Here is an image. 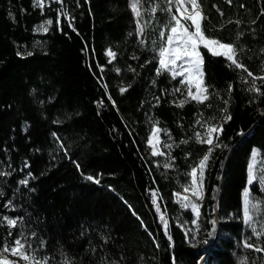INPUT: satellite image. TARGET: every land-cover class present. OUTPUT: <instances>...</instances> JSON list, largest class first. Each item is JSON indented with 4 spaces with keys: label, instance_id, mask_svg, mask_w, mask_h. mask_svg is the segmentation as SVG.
Segmentation results:
<instances>
[{
    "label": "trees",
    "instance_id": "trees-1",
    "mask_svg": "<svg viewBox=\"0 0 264 264\" xmlns=\"http://www.w3.org/2000/svg\"><path fill=\"white\" fill-rule=\"evenodd\" d=\"M117 1L43 0L40 8L36 0H0V217L23 221L8 228L0 220V243L23 232L29 251L48 264H172L173 256L176 264H200L206 254L203 264L245 257L264 264V252L243 247L246 239L264 247V236L253 235L242 212L245 187L253 203L264 201L263 185H247L253 149L260 153L256 165L264 164V81L253 80L264 77V0H198L206 35L233 44L253 76L201 46L209 99L183 107L177 106L186 96L183 78L157 74L160 33L168 34L171 18L163 10L167 0H142L145 10L159 5L139 18L143 35ZM47 20L48 31H38ZM253 84L260 93L249 91ZM209 125H223L213 134L221 147L204 171L199 237L186 238L194 213L180 207L176 194L208 154L211 146L195 134L204 137ZM154 126L163 130L164 155H152ZM253 218L264 231L256 209ZM213 227L209 244L199 242Z\"/></svg>",
    "mask_w": 264,
    "mask_h": 264
},
{
    "label": "snow or ice",
    "instance_id": "snow-or-ice-1",
    "mask_svg": "<svg viewBox=\"0 0 264 264\" xmlns=\"http://www.w3.org/2000/svg\"><path fill=\"white\" fill-rule=\"evenodd\" d=\"M58 2L63 3V0H58ZM231 3V0H228ZM168 7L163 9L164 11L171 13V18L169 26L167 29L168 34L165 36V32L160 33V38L164 41V44L159 49V68L157 69V74L159 75L162 70L170 73L172 79L182 77L179 83L186 88V96L184 99L180 100L177 104L178 107H183L185 103L195 101L197 103L203 104L209 99L208 88L204 83V57L200 51L201 46L206 49L211 56L215 57H225L230 61L229 66H234L236 69H243L247 72L249 77L253 76V73L248 71L247 68L239 62L237 59V51L233 44L223 43L218 39L210 38L206 35L203 28V20L205 19L202 8L198 0H167ZM36 6L43 8V0H36ZM131 10L137 17L136 23L139 25V32L143 35L144 27L140 24V19L144 11H148L150 14L154 15L158 9L159 5L153 6L151 9H143L141 0H131L130 4ZM173 7H175V13L172 12ZM223 15V13H221ZM183 21V22H182ZM53 23L52 20H47L45 24H42L38 27V31L42 30L45 33L48 31L47 26H51ZM47 25V26H45ZM194 29V30H190ZM20 55V53H18ZM27 55H32L31 52H28ZM107 55L112 59H115L116 53L111 49L107 51ZM111 62V60L109 61ZM179 62V63H178ZM103 71V69H101ZM119 72V69H117ZM262 80L264 77H253V80ZM107 87V85H105ZM231 88V86H229ZM195 89V91H193ZM121 92L127 91L126 88H121ZM181 88L177 87L174 89V92H180ZM249 91H255L260 93V88L256 87L253 84V87ZM111 99V97H109ZM158 99V98H157ZM174 103H176L174 101ZM227 103V101H225ZM224 111H227L225 109ZM232 117L227 115L224 117L225 121L231 120ZM158 125V122H156ZM197 123H200L197 121ZM162 130L157 126L154 128L151 138L148 143L152 145V155H164V153L159 148V134ZM223 125H209L206 128L204 137L201 136L200 132L195 134L196 140L199 143H205L210 145L208 154L203 157L199 162L197 167H193L189 176L191 177V183L189 186L183 189L184 193H191V197H196L197 200H203L204 191H203V179L204 171L207 167V161L209 160L212 151L216 147H221L220 144L214 143L213 134L222 133ZM242 135L243 133H238ZM206 137V138H205ZM216 140L219 139V135H216ZM155 140V144H153ZM187 140L181 141V143H187ZM166 147L171 148L172 145H166ZM226 147V146H225ZM259 150L253 149L251 153V163L248 166V180L247 185H253V182L256 181L258 184L264 185V168L260 169V175H257L254 172V166L256 163L257 156L259 155ZM261 163H264L262 161ZM171 164H165L164 167H171ZM199 173V175H198ZM88 180H94L93 177H86ZM96 183H99V180H95ZM21 184H27V180L20 181ZM177 202L180 204V207L183 209H191V212L194 213V218L192 223L195 225L194 229H186L185 237L193 236L194 238L199 237L200 234V218L201 205L196 203L188 195L181 196L180 193H177ZM152 202L156 207L158 213L161 212L160 205L157 203L156 197L157 193L153 191L151 193ZM255 199L251 192L250 187H245L242 193V212H243V222L246 225L251 227L253 235L259 239L264 236V231H257L253 226V209H256L264 217V209L260 208V204L264 201H259L253 203ZM159 219L162 223V227L165 235L169 241H172V236L169 234V222L166 219L163 213L160 214ZM0 220L6 221L8 228H16L19 222L22 224V218H10L8 216L0 217ZM262 228H264V220L260 221ZM211 224L214 226L216 224L215 220L211 221ZM214 227L207 233V238H204L202 242L205 245L209 244V240L213 238ZM11 235V233H9ZM43 242H41L42 244ZM171 246H174L171 245ZM196 247L195 244L192 245ZM159 247V245H157ZM243 247L248 249H253L255 252H264V247L257 246L254 243H250L249 240L243 241ZM31 245L27 243L26 239L23 236V232L18 233L17 238L13 239L11 243L5 240L3 243H0V264H19L20 260H23L25 264H48L47 258H41L36 255L35 251H29ZM7 254V255H6ZM16 257V259H9L8 257ZM203 257H201L202 259ZM172 264H176V257H172ZM199 264V261H198ZM239 264H248L247 258L240 260Z\"/></svg>",
    "mask_w": 264,
    "mask_h": 264
},
{
    "label": "rangeland",
    "instance_id": "rangeland-1",
    "mask_svg": "<svg viewBox=\"0 0 264 264\" xmlns=\"http://www.w3.org/2000/svg\"><path fill=\"white\" fill-rule=\"evenodd\" d=\"M117 3H118V8L120 9V10H123V11H126V12H129V13H131L134 17H135V15H134V13L132 12V10H131V7H130V4H131V0H118L117 1ZM141 3H142V0H141ZM136 19H137V17H135ZM183 22V21H182ZM140 24L141 25H143V23L142 22H140ZM138 27H139V25H138ZM144 27V26H143ZM190 30H194V29H190ZM179 63V62H178ZM193 91H195V89H193ZM155 127H157V126H154L153 127V130H154V128ZM159 127V126H158ZM160 128V127H159ZM161 129V128H160ZM153 130H152V132H153ZM162 130V129H161ZM152 132H151V134H152ZM151 134H150V136H149V139L151 138ZM159 141H160V143H159V148H160V150L164 153V150H163V130L160 132V134H159ZM153 144H155V140H153ZM150 145V144H149ZM150 147L152 148V145H150ZM157 156H160V155H157ZM202 160V159H201ZM200 160V161H201ZM257 164V161H256V163H255V166H254V172H255V174L256 175H258V177H259V175H260V169L261 168H264V164H259V165H256ZM198 175H199V173H198ZM264 186V185H263ZM203 191H204V186H203ZM180 194H181V196H183V195H188V196H190L191 197V193L189 192V193H184L183 191L182 192H180ZM176 199H177V195H176ZM191 199L193 200V201H195L196 203H198L200 200H197L196 199V197H191ZM1 223H2V225H5V226H7L6 225V221H1ZM10 244V243H9ZM7 255V254H6ZM9 259H16V257H12V256H10L9 255V257H8ZM19 264H25V262L23 261V260H20L19 261Z\"/></svg>",
    "mask_w": 264,
    "mask_h": 264
},
{
    "label": "water",
    "instance_id": "water-1",
    "mask_svg": "<svg viewBox=\"0 0 264 264\" xmlns=\"http://www.w3.org/2000/svg\"><path fill=\"white\" fill-rule=\"evenodd\" d=\"M220 191H221V190H220V188H219L218 195H217V199H216V203H215V210L217 209V206H218V200H219ZM218 233H219V226L217 227V231H216V236H215V240H214V242L216 241V238H217ZM206 256H207V254L203 256V258L200 260V264H202V262H203V260H204V258H205Z\"/></svg>",
    "mask_w": 264,
    "mask_h": 264
},
{
    "label": "bare ground",
    "instance_id": "bare-ground-1",
    "mask_svg": "<svg viewBox=\"0 0 264 264\" xmlns=\"http://www.w3.org/2000/svg\"><path fill=\"white\" fill-rule=\"evenodd\" d=\"M202 264H203V262H202Z\"/></svg>",
    "mask_w": 264,
    "mask_h": 264
},
{
    "label": "crops",
    "instance_id": "crops-1",
    "mask_svg": "<svg viewBox=\"0 0 264 264\" xmlns=\"http://www.w3.org/2000/svg\"><path fill=\"white\" fill-rule=\"evenodd\" d=\"M204 15V14H203Z\"/></svg>",
    "mask_w": 264,
    "mask_h": 264
}]
</instances>
